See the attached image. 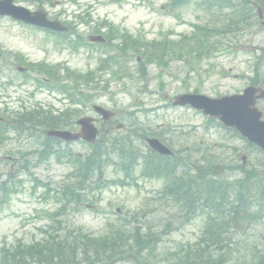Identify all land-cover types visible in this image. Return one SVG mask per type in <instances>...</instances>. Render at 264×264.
<instances>
[{"label": "rangeland", "instance_id": "obj_1", "mask_svg": "<svg viewBox=\"0 0 264 264\" xmlns=\"http://www.w3.org/2000/svg\"><path fill=\"white\" fill-rule=\"evenodd\" d=\"M169 1L53 0L47 5L49 16L55 17V14H58L56 18L69 27L74 26L75 32H80L84 36L82 43L87 42L88 36L95 34L99 23L104 21L133 35L141 33L149 41L164 38L169 34L175 40V46L184 38L182 36L192 37L191 47L184 49L187 56L184 54V57H181L182 50L174 49L175 56L168 66H163L159 72L157 67L151 65L148 76L144 78H139V73L135 71L134 77L125 78L123 81L126 87L120 86V82L108 85L110 71L108 67L102 65L103 49L82 44L83 47L76 52L65 44L63 36L59 37L61 39L47 38L43 31L25 29L17 23L11 21L9 23V19H0V47L14 52L15 55H22L25 62H44L52 67L57 65L62 79L66 82L65 89L69 90L71 95H78L81 91L91 98L89 102L91 105L87 103L84 107L78 108L76 103L70 102L60 92L37 88L33 75L29 76L31 79L25 86L24 83H20L21 76L18 75L16 68L1 64L0 67L7 77H13L17 81L16 85L7 89L0 88V94L6 93L3 96L9 98L6 101V108L18 111L23 105L32 107L36 104L46 111H52L54 116L55 109L62 113V109L71 108L78 109L81 115L98 118L92 109L93 105H98L116 114L115 126L123 125L121 130L116 129L111 133L112 137H122L132 131L143 133L146 138H150L151 129L157 137L176 151L198 150L195 160H199L201 155L210 149L217 157H223L222 161L236 159L240 162L242 155L249 154L252 161L249 162V166L258 164L260 168L264 163V156L259 151L246 148L245 141L218 126L208 129L210 125L208 117L189 108H173L171 101L177 95L193 93L195 90H198L199 94L214 98L242 92L250 79L255 77L253 64L255 54H260L261 48L264 47L263 28L253 26L247 31L235 30L216 37L213 46L217 50H214L211 56L204 50L205 58L200 60L195 56L193 59L190 54L195 55L196 45L203 48L206 44L200 43V37L192 25L208 23L209 15L220 17L219 21L225 18L227 13L220 10L208 13L191 2L174 15L166 8ZM23 5L30 9L37 6L29 2H23ZM84 11L91 14L89 24H81L77 19V15ZM102 31L106 32L107 28ZM72 40H75V37ZM158 48L163 49L160 46ZM129 63L132 70L140 68L135 58L130 59ZM64 67L68 68L63 69ZM99 69L98 74H91L93 73L91 70ZM120 72L124 73L121 70ZM97 75L99 81H96ZM262 75L264 76V68ZM19 84L24 86L19 87ZM259 107L264 110V101L259 103ZM10 137L13 141L0 151V182L6 185L8 192H15L10 194L12 196L8 203L0 206V248L4 244H7L5 247L13 246L21 239L26 242L39 239L44 235L42 229L54 225L56 219L63 218L62 226L65 228L82 227L94 235L112 231L111 227L130 232L135 228L146 231L151 227L158 233L160 241L158 256L153 263L163 264L167 262L169 252L178 251L187 247L189 243H195L197 236L205 228L206 223L202 219H197L186 226L177 224L174 219L177 213L175 206L161 198L160 191L165 181L143 179L141 167L136 168L133 175L137 179L138 188L116 185L114 181L122 179L124 175L115 164L106 167L103 179L98 180V173L93 174L91 180L83 185H86L82 190L86 203L80 213L69 212L64 217H50L49 214L56 211L60 204L53 200L43 202L40 195L45 188L36 186L34 178L58 190L60 186L79 185L81 183L79 179L70 178V176L75 178L78 173L74 172L66 156L59 159L52 156L39 164L37 158H29L31 164L29 171L18 169L15 163L24 160L20 156L21 152L37 147L31 138L20 137L16 133ZM134 140L141 150H147L146 139L136 137ZM64 149L66 153L72 150L79 155L91 151L80 142ZM11 174L17 176L16 180L6 183ZM239 176L235 172L230 177L234 179ZM178 216L180 214H177ZM164 232L167 234L160 238ZM226 245L229 250L227 260L230 259L231 264L241 261L249 263L255 261L253 259L258 256H264V219L257 225L250 224L244 233L233 236Z\"/></svg>", "mask_w": 264, "mask_h": 264}, {"label": "trees", "instance_id": "obj_2", "mask_svg": "<svg viewBox=\"0 0 264 264\" xmlns=\"http://www.w3.org/2000/svg\"><path fill=\"white\" fill-rule=\"evenodd\" d=\"M202 4L210 5L207 6L208 9L214 7L217 0H199ZM226 1V0H225ZM227 2V1H226ZM226 2H222L221 5L225 6ZM258 4H260L264 8V0H256ZM232 4V3H231ZM246 8L243 14H241V8H235L232 6V12L234 11L233 16L238 19L242 18L244 15H248L249 13H254L253 7H251V3L246 4ZM241 24V19L239 22L232 21L231 24L236 25ZM228 26H231L230 24ZM206 30H209L208 28ZM205 31V29L203 30ZM264 67V59H257L255 63V73L257 77L255 78V84H260L263 82V77L259 75L260 69ZM43 125V123H39ZM46 129L50 128H58L62 125L64 127L70 126L73 124V121L69 123V121L60 122V121H50L48 123H44ZM35 126L33 125L32 128ZM104 148L101 145H97L91 154L90 157L86 159L84 163H81L80 170H85L86 174L94 168L98 169L100 172L102 171V160ZM120 155H123V163L125 164L124 159H128L130 155L125 154L123 149H121ZM109 155H107V158ZM254 173L245 172V178L241 181H205L203 178H186L180 177L177 178L174 186L168 188L169 196L174 197L176 200V204L182 209V212L185 211V214L188 218H193L198 212H204L203 207L206 210H211L215 213L220 212L222 208L227 205V201L229 197L232 195L237 197V201L243 200V203L236 207L235 211L228 212L227 215L231 216L233 221L236 223H244L247 221H252L257 217L254 216L255 212L252 211V203L257 198L260 197L263 199L264 206V183L253 181ZM85 177V174H84ZM87 176L85 177V179ZM69 192V191H68ZM71 193V192H70ZM219 194V199L217 198ZM66 196V193H64ZM76 198V197H75ZM77 201H80L76 198ZM201 201L204 203L201 205ZM245 202L249 203V208L245 206ZM182 206V207H181ZM264 209H261L256 212L259 214L263 212ZM214 221V219H213ZM224 224H228V221H224ZM225 234V231L222 230V225L217 224V227L213 229H209L208 232L204 233V239L201 240L199 245H197L193 250L189 249L182 256H184V261L182 264H226L227 260L225 256L227 252L221 249V242L224 240L222 235ZM223 238V239H222ZM134 245H130L129 243L124 241L120 235H111L110 238L103 237L98 240L92 239L90 237H84V239H80L77 241L75 238L71 241L69 236H65L64 239H60L59 237L52 236L49 239H46L40 243L35 244L34 247L28 248L25 253L28 254L29 259L33 262H37L38 264H77L75 258L76 249H80L81 243V251L83 254L84 261L90 263L94 259V264H120L129 262V256L135 255L136 259L138 257L141 258L140 264H150L147 256L142 255L144 251V245L142 243V237L139 236V233L136 232L133 236ZM67 245H73L68 246ZM75 246V247H74ZM127 248V249H126ZM87 249H91L88 251ZM219 252H222L219 254ZM11 252L9 250H4L2 264H9V260ZM102 257H101V256ZM25 261L26 259H21ZM27 261V260H26ZM73 261V263H70ZM75 261V262H74ZM33 264V263H32ZM250 264H264V256H258L255 261H252Z\"/></svg>", "mask_w": 264, "mask_h": 264}, {"label": "water", "instance_id": "obj_3", "mask_svg": "<svg viewBox=\"0 0 264 264\" xmlns=\"http://www.w3.org/2000/svg\"><path fill=\"white\" fill-rule=\"evenodd\" d=\"M257 91L250 89L245 96L224 99L219 102L200 98L197 106L204 109L205 113L221 114L220 116L227 125H236L250 140L264 147V123L260 121L261 114L255 108L253 100ZM261 97H264V94H261ZM82 123L85 127V138L94 139L96 131L91 128L89 122ZM51 135L68 138L65 133H51Z\"/></svg>", "mask_w": 264, "mask_h": 264}, {"label": "bare ground", "instance_id": "obj_4", "mask_svg": "<svg viewBox=\"0 0 264 264\" xmlns=\"http://www.w3.org/2000/svg\"><path fill=\"white\" fill-rule=\"evenodd\" d=\"M230 174H233V173H235V172H229ZM173 196V195H172ZM203 211L205 212V213H207V210H206V208L205 207H203Z\"/></svg>", "mask_w": 264, "mask_h": 264}]
</instances>
